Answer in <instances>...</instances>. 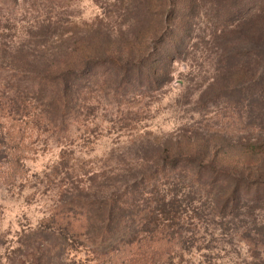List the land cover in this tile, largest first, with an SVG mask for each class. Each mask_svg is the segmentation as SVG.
<instances>
[{"label":"rangeland","instance_id":"1","mask_svg":"<svg viewBox=\"0 0 264 264\" xmlns=\"http://www.w3.org/2000/svg\"><path fill=\"white\" fill-rule=\"evenodd\" d=\"M199 4L195 14L171 20L172 34L141 41L143 27L155 22L136 15L130 0H0V99L26 95L38 106L29 120L3 130L16 136L19 162L13 172L0 153V264H105L78 241L59 243L56 206L142 178L157 169L164 147L207 145L248 161L238 157L264 138L263 118L227 92L220 21ZM135 52L159 67L144 82L128 84L112 62L97 63ZM47 67L78 70L68 102L39 86ZM39 106L49 120L35 125ZM187 199L183 207L196 206ZM216 212L214 199L201 193V220L186 224L185 242L166 264H264V206L224 218Z\"/></svg>","mask_w":264,"mask_h":264},{"label":"trees","instance_id":"2","mask_svg":"<svg viewBox=\"0 0 264 264\" xmlns=\"http://www.w3.org/2000/svg\"><path fill=\"white\" fill-rule=\"evenodd\" d=\"M200 1L201 7L208 6L210 14L220 21V70L223 77L224 74L230 77L222 81L228 87L225 91L237 95L241 104L246 103L257 111L255 118H263L264 135V0H130L135 4L136 15L141 19L151 16L155 22L154 26L143 27L141 41L163 31L172 34L175 29L169 24L171 20L195 14ZM5 47L3 51L7 52L9 46ZM138 53H130L125 59L106 56L97 63L112 62L128 84L144 82L151 77V69L157 72L159 67L149 63V56ZM13 69L20 73L17 67ZM78 73L67 67H47L39 75V86L62 92L58 99L68 102L72 79ZM3 97L0 99V153L14 172L19 162L13 144L16 136L3 135V130L15 129L24 119L29 120L30 112L38 106L27 100L26 95L17 100L6 93ZM63 104L66 111L69 103ZM42 106L34 114L35 125L49 120L44 115L46 105ZM3 136L8 144L2 141ZM249 147L238 157L243 160L248 157L243 162L223 158L207 145L185 150L168 146L160 149L154 160L157 169L142 173V178L127 177L118 189L104 197L74 195L58 204L55 211L60 212L54 214L53 220L61 227L59 243L78 241L105 264L170 262L177 245L185 242L186 224L201 220L198 213L201 193L214 199L216 215L223 218L238 215L244 207L264 206V138L255 140ZM183 172L190 177L186 185L182 182L186 178L181 176ZM183 188L188 191L184 193ZM184 197L196 206L183 207Z\"/></svg>","mask_w":264,"mask_h":264}]
</instances>
